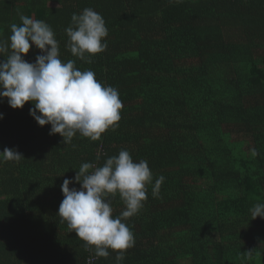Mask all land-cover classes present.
<instances>
[{
  "label": "trees",
  "instance_id": "1",
  "mask_svg": "<svg viewBox=\"0 0 264 264\" xmlns=\"http://www.w3.org/2000/svg\"><path fill=\"white\" fill-rule=\"evenodd\" d=\"M85 8L108 30L90 64L65 47L72 14ZM21 14L50 25L62 62L92 70L123 107L99 140L77 133L65 144L29 114L32 102L0 100V152L24 157L0 163V264H116V251L85 250L57 213L63 180L121 149L153 174L125 221L135 244L122 264H264V219L249 211L264 203V0H0V40ZM39 54L33 45L24 59ZM108 199L118 216L119 193Z\"/></svg>",
  "mask_w": 264,
  "mask_h": 264
},
{
  "label": "clouds",
  "instance_id": "2",
  "mask_svg": "<svg viewBox=\"0 0 264 264\" xmlns=\"http://www.w3.org/2000/svg\"><path fill=\"white\" fill-rule=\"evenodd\" d=\"M19 18V25H10L8 41L0 40V56L5 57L0 61V100L6 98L13 109L32 102L34 107L29 114L39 126L51 125L49 134H59L65 144H70L77 133L97 141L107 129L118 126L123 107L118 90L102 85L92 70H79L75 60L62 62L59 42L45 21L23 14ZM65 33L66 49L89 64L92 56L107 48L105 20L92 8L73 13ZM33 45L42 54L30 63L24 56ZM256 154L253 150L252 155ZM22 159L16 149L5 147L0 152V163ZM164 180L163 175L155 179L153 196L158 195ZM74 183L80 188H70ZM151 183L153 174L148 161L134 162L130 152L121 149L102 166L82 163L74 180H63L64 198L57 216L85 242V250H91L96 257L108 258L111 249L117 252L116 264H122L125 251L135 244L134 234L125 221L143 207L146 185ZM116 193L125 209L113 217L108 197ZM249 211L252 219H264V203H256Z\"/></svg>",
  "mask_w": 264,
  "mask_h": 264
},
{
  "label": "built area",
  "instance_id": "3",
  "mask_svg": "<svg viewBox=\"0 0 264 264\" xmlns=\"http://www.w3.org/2000/svg\"><path fill=\"white\" fill-rule=\"evenodd\" d=\"M94 258L89 257L87 263L91 264L93 262Z\"/></svg>",
  "mask_w": 264,
  "mask_h": 264
}]
</instances>
